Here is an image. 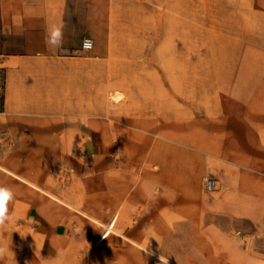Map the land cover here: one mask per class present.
<instances>
[{
  "label": "rangeland",
  "instance_id": "374dc122",
  "mask_svg": "<svg viewBox=\"0 0 264 264\" xmlns=\"http://www.w3.org/2000/svg\"><path fill=\"white\" fill-rule=\"evenodd\" d=\"M67 12L68 78L45 91L67 103L52 133L64 143L0 131V166L31 163L65 203L0 167V264H153L134 242L175 264H264V0H67Z\"/></svg>",
  "mask_w": 264,
  "mask_h": 264
},
{
  "label": "crops",
  "instance_id": "0c3cea01",
  "mask_svg": "<svg viewBox=\"0 0 264 264\" xmlns=\"http://www.w3.org/2000/svg\"><path fill=\"white\" fill-rule=\"evenodd\" d=\"M53 26L60 27L62 32L58 48L45 43ZM67 33V0H0V131L5 130L9 135L18 134V130H28V134L25 133L17 143H64L52 133L61 130L62 122L58 120V114L66 112L67 103L58 95L46 94L45 91L56 90L61 85L59 82L68 78ZM91 138L92 161H97L101 167L107 166L106 142L93 132ZM16 166L18 164L9 163L0 167L13 173L14 177L28 179L39 187V191L49 193L41 187L36 177L38 173L30 174L35 168L31 163L26 165L28 171L24 175L18 174ZM85 171L82 167L80 174L84 175ZM86 172V177H110L113 173L105 168L87 169ZM57 201L64 202L61 199ZM114 214L117 213L114 212L108 220Z\"/></svg>",
  "mask_w": 264,
  "mask_h": 264
},
{
  "label": "bare ground",
  "instance_id": "6f19581e",
  "mask_svg": "<svg viewBox=\"0 0 264 264\" xmlns=\"http://www.w3.org/2000/svg\"><path fill=\"white\" fill-rule=\"evenodd\" d=\"M120 97H121L120 95H117V96L114 97V100H117V101H118V100L120 99ZM11 173H12V172H11ZM12 174H13V173H12ZM15 176H16V175H15ZM16 177H18L19 179H21V180L27 182L28 184H30V185H32V186H34V187H36L37 189L39 188L38 186H36L35 184H33L32 182L26 180V179L23 178V177H20V176H16ZM40 190H41V189H40ZM46 191H47V190H46ZM45 193H46V192H45ZM48 195H49L50 197H52L53 199L60 200V199H58L55 195L51 194L50 192L48 193ZM116 220H117V214L113 215L112 218H111V220H110V222L105 226V228H104V230H103V232H102V234H101V236H100V240L105 239L107 236H109V234H110L111 232L115 231V230H114V225H115ZM134 243H135V245H137L139 248H142L143 250H145V251H147L149 254H151L153 257H155V260H154L153 264H175L173 261H171L170 259H168V258L162 256V255L159 254L156 250L150 248L149 246H147V245H145V244H143V243H142V244H141V243H138V242H137V243L134 242ZM148 253H147V254H148ZM149 254H148V255H149Z\"/></svg>",
  "mask_w": 264,
  "mask_h": 264
},
{
  "label": "clouds",
  "instance_id": "9594fccd",
  "mask_svg": "<svg viewBox=\"0 0 264 264\" xmlns=\"http://www.w3.org/2000/svg\"><path fill=\"white\" fill-rule=\"evenodd\" d=\"M62 36L61 28L57 26H53L49 31V34L45 38V43L49 47H59L60 46V38Z\"/></svg>",
  "mask_w": 264,
  "mask_h": 264
},
{
  "label": "built area",
  "instance_id": "2783aa9c",
  "mask_svg": "<svg viewBox=\"0 0 264 264\" xmlns=\"http://www.w3.org/2000/svg\"><path fill=\"white\" fill-rule=\"evenodd\" d=\"M81 46H82V49L84 51H89L93 47V40L91 38H84L82 40ZM213 185H214L213 181L209 180V181L206 182V187H207L208 190H211L213 188Z\"/></svg>",
  "mask_w": 264,
  "mask_h": 264
},
{
  "label": "snow or ice",
  "instance_id": "6c2138e0",
  "mask_svg": "<svg viewBox=\"0 0 264 264\" xmlns=\"http://www.w3.org/2000/svg\"><path fill=\"white\" fill-rule=\"evenodd\" d=\"M6 198L4 194H0V202H2V200ZM0 212H2V208H0Z\"/></svg>",
  "mask_w": 264,
  "mask_h": 264
}]
</instances>
